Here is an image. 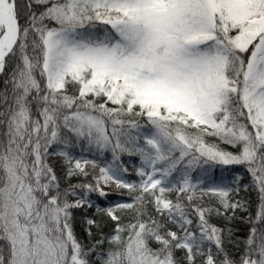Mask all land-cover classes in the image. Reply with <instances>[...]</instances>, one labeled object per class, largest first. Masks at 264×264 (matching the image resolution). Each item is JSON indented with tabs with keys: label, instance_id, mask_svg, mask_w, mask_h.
I'll return each instance as SVG.
<instances>
[{
	"label": "snow or ice",
	"instance_id": "snow-or-ice-1",
	"mask_svg": "<svg viewBox=\"0 0 264 264\" xmlns=\"http://www.w3.org/2000/svg\"><path fill=\"white\" fill-rule=\"evenodd\" d=\"M0 264H264V0H0Z\"/></svg>",
	"mask_w": 264,
	"mask_h": 264
},
{
	"label": "trees",
	"instance_id": "trees-1",
	"mask_svg": "<svg viewBox=\"0 0 264 264\" xmlns=\"http://www.w3.org/2000/svg\"><path fill=\"white\" fill-rule=\"evenodd\" d=\"M129 167H130V170H131V165H129ZM73 182H74V181H73ZM244 195H246V194L242 192V193H241V196H244ZM251 198H252L253 200L255 199V193L252 194ZM93 214H95V213H94V210H93V212H90V213H89V215H93ZM213 222H214V223H220V221H218V220H214ZM233 228H234V230H237V231H238L240 237L242 238V234H243V231H244V229L242 228V226H239V225H233ZM77 231H78L81 235H83V233L81 232L80 227H78ZM233 250H234V249H233Z\"/></svg>",
	"mask_w": 264,
	"mask_h": 264
}]
</instances>
